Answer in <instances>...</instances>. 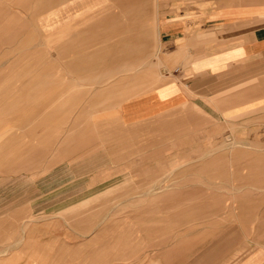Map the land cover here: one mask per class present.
Listing matches in <instances>:
<instances>
[{
    "label": "crops",
    "instance_id": "obj_1",
    "mask_svg": "<svg viewBox=\"0 0 264 264\" xmlns=\"http://www.w3.org/2000/svg\"><path fill=\"white\" fill-rule=\"evenodd\" d=\"M142 1L37 16L47 106L80 114L34 174V264H264V0Z\"/></svg>",
    "mask_w": 264,
    "mask_h": 264
},
{
    "label": "rangeland",
    "instance_id": "obj_2",
    "mask_svg": "<svg viewBox=\"0 0 264 264\" xmlns=\"http://www.w3.org/2000/svg\"><path fill=\"white\" fill-rule=\"evenodd\" d=\"M23 4L24 20L17 21L21 27L10 29L6 43L0 44V264H34V174L47 166L42 149L61 147L58 136L61 138L64 119L80 114L79 108L47 106L61 103L47 102L46 77L39 76L40 61L36 59L46 50L39 43L35 23L47 0H24ZM14 6L20 7L13 2L7 5L9 9ZM36 8L40 12H34ZM9 12L8 18L15 11ZM137 19L136 52L149 38L148 22ZM11 22L16 23L12 18ZM138 62L140 66L141 60ZM204 159L202 156L199 162L205 163ZM168 178L174 179L175 174Z\"/></svg>",
    "mask_w": 264,
    "mask_h": 264
}]
</instances>
